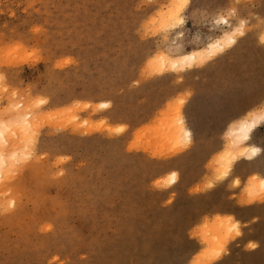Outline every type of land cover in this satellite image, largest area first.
<instances>
[{
    "label": "rangeland",
    "instance_id": "rangeland-1",
    "mask_svg": "<svg viewBox=\"0 0 264 264\" xmlns=\"http://www.w3.org/2000/svg\"><path fill=\"white\" fill-rule=\"evenodd\" d=\"M235 27L204 64L155 67ZM9 112L37 132L0 178V264H264V189L247 184L264 178V120L254 159L222 179L215 163L264 113V0H0Z\"/></svg>",
    "mask_w": 264,
    "mask_h": 264
},
{
    "label": "bare ground",
    "instance_id": "bare-ground-1",
    "mask_svg": "<svg viewBox=\"0 0 264 264\" xmlns=\"http://www.w3.org/2000/svg\"><path fill=\"white\" fill-rule=\"evenodd\" d=\"M220 21L228 23V21L225 18H221ZM244 24L245 23L241 21L240 27L243 26ZM239 32L240 30L238 27L237 28L235 27L229 31H225L217 39L209 42L204 48L199 49L197 51H192L189 53L176 56L175 58L169 57L168 55H164V54H161L158 57L156 56L157 58L154 60L155 67L157 68L158 71H162V70H176V71L181 70L182 71L186 68H191L193 66H200L204 64L205 62H207L208 60H210L211 58H213L217 53L233 45L236 41V36ZM107 105H108L107 103L100 104V106L102 107H106ZM10 113L11 112L8 113L9 117H10L9 115ZM11 115H12V118H10L9 121L0 122V178H3L4 174L7 173L8 170H12L14 162L18 161L20 157L25 158L28 156V153L25 152V150L26 151L28 150V144H25L24 148L23 149L20 148L19 151H18L17 145H19V143H25L26 140H27V143L33 141L32 135H34V133L37 132V128L34 126L33 121L29 120V118L31 117V114L29 112L25 114H22L20 112H12ZM263 120H264V113L263 114L252 113V115L249 118L247 119L243 118V120L238 121L236 123L237 127L235 129H231V138L229 140V145L227 147L225 155L223 156L224 160L218 159L215 162L216 164L220 165L219 169L217 168L218 171L221 169V164L225 162V166H222V168L225 167V169H223L224 171L221 173V176H220L221 179L228 176V172L226 169L230 170L229 169L230 164L238 160L239 156L247 155V157H245V160H252L260 152L259 150L258 152L253 154L252 150L259 149V148L248 145V141L251 138V133L254 131L256 127H258L259 123H261V121ZM173 135H174L173 137L175 138V140L180 138V136L181 138H183V140L186 143H189L191 140V132L189 129H187L184 126L183 121H180V124L174 129ZM13 136H16L15 140ZM7 147L13 148V150L9 154L5 153V151L7 150ZM8 166H9V169L6 172H3V170L7 168ZM252 178L253 179L250 180L247 184L250 189L249 192L255 193L254 196L256 197L255 199L257 200L258 195L256 194V189L257 188L264 189V178L258 179L255 176ZM161 180L163 179L161 178ZM161 180L160 182H162ZM175 180H176L175 174L172 173L168 176L167 184L172 185L174 184ZM236 184L237 182L235 181V185ZM255 199H252V200H255ZM223 224H224L223 219L219 217L217 219V225H220L222 227ZM207 227L209 229V226ZM214 228L218 229V227H214ZM202 242L203 244L210 243V241L207 239H203ZM216 259L218 258L214 257L210 259L208 263H211L215 261Z\"/></svg>",
    "mask_w": 264,
    "mask_h": 264
},
{
    "label": "snow or ice",
    "instance_id": "snow-or-ice-1",
    "mask_svg": "<svg viewBox=\"0 0 264 264\" xmlns=\"http://www.w3.org/2000/svg\"><path fill=\"white\" fill-rule=\"evenodd\" d=\"M185 2H187V0H185ZM258 151H259V149H253V150H252L253 154H255V153L258 152Z\"/></svg>",
    "mask_w": 264,
    "mask_h": 264
}]
</instances>
